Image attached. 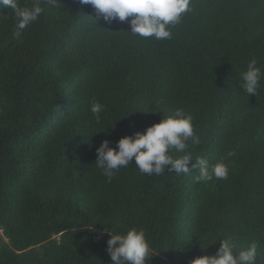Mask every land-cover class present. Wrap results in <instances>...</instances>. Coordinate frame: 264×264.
<instances>
[{"label":"trees","instance_id":"1","mask_svg":"<svg viewBox=\"0 0 264 264\" xmlns=\"http://www.w3.org/2000/svg\"><path fill=\"white\" fill-rule=\"evenodd\" d=\"M190 7L156 40L127 21L95 22L80 0L45 6L13 37L0 4V264H111V228L142 229L148 264H191L223 240L235 254L256 242L264 264V78L257 95L240 87L251 60L264 71V0ZM178 108L200 140L185 150L190 172L148 176L131 163L109 182L95 164L101 142ZM196 157L225 163L228 179L197 182Z\"/></svg>","mask_w":264,"mask_h":264},{"label":"clouds","instance_id":"2","mask_svg":"<svg viewBox=\"0 0 264 264\" xmlns=\"http://www.w3.org/2000/svg\"><path fill=\"white\" fill-rule=\"evenodd\" d=\"M58 0H35L32 7L20 6L18 0H0V4L12 9L15 19L13 37H20L22 32L36 22L44 7H56ZM81 4L91 5L94 9L95 22L104 20L111 23L115 20L129 22L133 36L167 40L172 38L171 27L179 24L183 15L190 12L191 0H80ZM264 71L257 66V60H251L247 69L241 73L240 87L248 94H256ZM104 106L94 101L90 111L99 123ZM199 145L200 140L193 126V117L183 109H177L173 115L163 117L159 123L148 127L144 132L124 136L110 146L104 140L96 149L95 164L109 180L117 171L134 163L141 174L148 176L162 175L165 170L176 175L188 174L189 163L193 156L185 150L188 142ZM184 152L183 156L174 158L172 153ZM193 168L199 169L195 177L197 182L227 180L229 167L221 162L209 165L202 157H196ZM107 240V251L111 264H148L151 248L142 229L131 228L124 234H114L112 228ZM257 243L241 250L238 254L227 240L221 242L214 255H201L194 258L191 264H256Z\"/></svg>","mask_w":264,"mask_h":264}]
</instances>
